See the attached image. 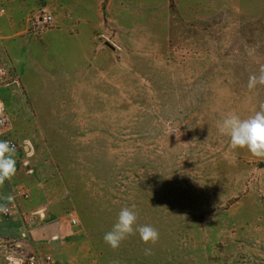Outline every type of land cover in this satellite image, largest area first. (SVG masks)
I'll list each match as a JSON object with an SVG mask.
<instances>
[{"label": "rangeland", "instance_id": "1", "mask_svg": "<svg viewBox=\"0 0 264 264\" xmlns=\"http://www.w3.org/2000/svg\"><path fill=\"white\" fill-rule=\"evenodd\" d=\"M98 6L84 49L62 29L61 0H0V63L17 80L0 101L18 144L0 264L20 252L55 264H264V158L217 130L227 113L264 110V86L248 88L264 67V0ZM133 206L159 240L134 234L113 250L104 234Z\"/></svg>", "mask_w": 264, "mask_h": 264}, {"label": "clouds", "instance_id": "2", "mask_svg": "<svg viewBox=\"0 0 264 264\" xmlns=\"http://www.w3.org/2000/svg\"><path fill=\"white\" fill-rule=\"evenodd\" d=\"M257 85L264 86V67L260 74L249 77L248 88L254 89ZM219 135L227 137L233 150L247 149L253 156L264 158V110L256 112L248 118H241L235 112L225 114L217 125ZM15 148L7 142H0V183L10 179L15 172ZM134 207L122 208L116 222L110 231L104 234V242L113 250L120 247L128 237L138 234L145 244H156L159 240V231L150 226H138L137 214ZM146 255L151 249L145 250Z\"/></svg>", "mask_w": 264, "mask_h": 264}, {"label": "crops", "instance_id": "3", "mask_svg": "<svg viewBox=\"0 0 264 264\" xmlns=\"http://www.w3.org/2000/svg\"><path fill=\"white\" fill-rule=\"evenodd\" d=\"M66 10L65 22L62 24V29L69 35L74 41L75 45L81 48H93L95 46V34L94 29L89 26L86 17H91L94 14L100 15L101 8L98 6L100 0H61ZM99 1V2H98ZM83 17L84 25H79V18ZM75 22H74V21ZM76 23L74 25V23ZM74 25V27H73ZM5 184L0 183V209L4 207L15 206V202L12 200L10 190L6 180ZM12 227L5 228L3 215L0 213V235L9 234L12 232Z\"/></svg>", "mask_w": 264, "mask_h": 264}, {"label": "built area", "instance_id": "4", "mask_svg": "<svg viewBox=\"0 0 264 264\" xmlns=\"http://www.w3.org/2000/svg\"><path fill=\"white\" fill-rule=\"evenodd\" d=\"M4 14V10L0 8V17ZM37 23L43 25L52 24V16L47 13H41L37 17ZM17 84L15 75L12 74L10 68L0 63V85L9 86ZM13 124L3 102L0 101V142H7L9 145L15 148V152L18 149L17 142L12 138ZM18 194L24 198H28L27 193L18 192ZM15 206H13L14 208ZM3 215H9L12 212L11 207H4ZM72 225L76 224V219H70ZM9 264H55V260L51 254H40L37 252H20L18 255H10L7 257Z\"/></svg>", "mask_w": 264, "mask_h": 264}]
</instances>
